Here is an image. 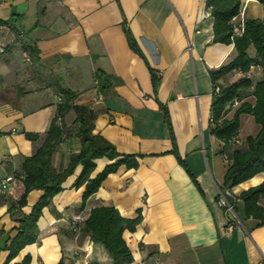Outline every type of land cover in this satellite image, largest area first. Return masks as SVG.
I'll use <instances>...</instances> for the list:
<instances>
[{
    "label": "crops",
    "instance_id": "0c3cea01",
    "mask_svg": "<svg viewBox=\"0 0 264 264\" xmlns=\"http://www.w3.org/2000/svg\"><path fill=\"white\" fill-rule=\"evenodd\" d=\"M239 1L245 19L264 23L263 3ZM207 6L208 0H0V20L7 22L0 29V45L6 49L0 53V179L14 177L0 191V245L15 236L17 220L42 194L30 191L26 205L12 214L10 207L23 191L22 164L44 142L64 99L58 89L73 93L74 104L93 111L94 132L118 153L140 156L137 168L122 165L109 174L83 208V186H74L81 171L77 166L42 209L36 241L8 264H24L25 258L28 264H112L99 242L82 231L74 235L67 224L76 214L84 221L98 206H112L126 219L140 211L135 229L122 235L132 256L129 264H264V226L244 219L236 198L263 182L264 171L229 191L237 214L225 213L216 200L228 164L209 132V71L228 63L235 50L232 43L213 42ZM124 22L143 57L129 47ZM150 70L159 78L156 93ZM97 71L109 77L103 91ZM251 72L252 81H258L261 68L253 66ZM239 78L234 71L218 85ZM250 90L243 91V101L252 103ZM165 111L185 166L167 152L172 145ZM74 119L69 111L62 121L70 127ZM257 131L252 116L242 114L238 139ZM23 132L38 139L31 142ZM73 133L52 155L57 169L79 150ZM110 162L96 159L91 177ZM7 255L0 252V264Z\"/></svg>",
    "mask_w": 264,
    "mask_h": 264
},
{
    "label": "trees",
    "instance_id": "16d2710c",
    "mask_svg": "<svg viewBox=\"0 0 264 264\" xmlns=\"http://www.w3.org/2000/svg\"><path fill=\"white\" fill-rule=\"evenodd\" d=\"M257 1L264 4V0ZM208 5L211 6L213 16V42L232 43L235 50L234 57L228 63L209 71L213 97L209 132L221 144L218 152L221 155L226 154L228 159V167L221 185L218 186V191L225 195L226 200L232 204L234 214H237L235 198L226 195L225 191H230L241 182L264 171V23L257 18L245 19L244 32L241 36L231 40L230 20L238 13L241 7L240 1L208 0ZM0 22L7 24L5 21L0 20ZM123 29L129 47L143 57L125 22ZM250 47L254 50L252 57L248 54ZM32 50L35 51V49ZM256 65L261 68L262 74L258 81L253 82L251 70ZM150 71L153 91L156 93L159 78L152 70ZM234 71L240 75L237 81L218 85L219 80ZM247 72L249 77L244 76ZM94 76L99 89L103 91L107 87L106 82L109 77L101 71H97ZM248 89H251L252 103L243 101L245 97L243 91ZM58 90L64 99L50 123L44 142L34 154L25 158L22 164L23 191L10 207L12 214L15 213V209L26 205V197L30 191L40 190L42 194L32 205L30 212L17 220L15 236L12 238L7 236L0 245V252H8L4 264H8L24 246L36 241L37 221L42 209L48 206L53 196L62 190V183L73 174L77 166H81V171L74 181V186H83L80 208H83L87 198L100 188L104 179L109 174L115 173L120 166L123 165L128 169H135L138 166L137 157L140 156L118 153L114 145L94 132L95 115L92 110L86 106L74 104L72 102L74 94L68 90L61 88ZM250 93H247V96ZM234 102L238 103L235 107H233ZM69 111L74 113L75 119L72 125L67 127L62 119ZM242 114L252 116L258 125V131L255 135H249L237 144L235 139H238ZM165 120L170 131L172 145L167 152L173 154L178 163L185 166L178 154L166 111ZM70 130L74 131L73 134L80 147L78 151L69 154L65 168L57 169L52 163V155L64 138L69 136ZM23 133L25 138L31 142L38 139V134ZM98 158H106L111 162L91 177L95 168V160ZM189 174L195 182L194 176ZM236 198L242 203L244 219H251L254 227L264 226V181L242 191ZM218 199L219 195L216 196V200ZM140 220L139 210L135 218L126 219L112 206H98L90 210L80 231L88 234L90 238L104 247L112 258V264H129L132 262V256L122 235L125 230L133 231ZM24 264H28V258L24 259Z\"/></svg>",
    "mask_w": 264,
    "mask_h": 264
},
{
    "label": "built area",
    "instance_id": "2783aa9c",
    "mask_svg": "<svg viewBox=\"0 0 264 264\" xmlns=\"http://www.w3.org/2000/svg\"><path fill=\"white\" fill-rule=\"evenodd\" d=\"M208 10H211V6L208 5L207 6ZM230 24L232 26V32L230 35V39L233 40L235 37L241 36L242 33L244 32V25H245V17H244V11L243 8H240L238 13L235 14L231 20H230ZM5 25L0 22V29L4 28ZM5 52V46L4 45H0V53H4ZM244 76L249 77V73H245ZM98 98H101V95L98 94ZM238 103L234 102L233 103V107L237 106ZM235 143H240L239 139H235ZM222 158L226 161V163H228V159H227V155L223 154ZM14 177L10 176V177H6L4 179H0V191H4L8 188V186L13 182ZM225 194L228 195L229 197H232V194L226 190ZM218 195H219V199L217 200V203L220 207H222L225 211V213H228L229 215H233V207L232 204H230L227 200L224 194L220 193L218 191ZM82 223H83V217H81L80 215L76 214L71 216L70 218H68L67 224H68V228L69 230L74 234V235H78L80 232V229L82 227ZM84 255L88 256V254L90 253V241H87L85 246L82 248Z\"/></svg>",
    "mask_w": 264,
    "mask_h": 264
},
{
    "label": "rangeland",
    "instance_id": "374dc122",
    "mask_svg": "<svg viewBox=\"0 0 264 264\" xmlns=\"http://www.w3.org/2000/svg\"><path fill=\"white\" fill-rule=\"evenodd\" d=\"M248 52H249L250 55H253L254 54L253 48H251Z\"/></svg>",
    "mask_w": 264,
    "mask_h": 264
}]
</instances>
